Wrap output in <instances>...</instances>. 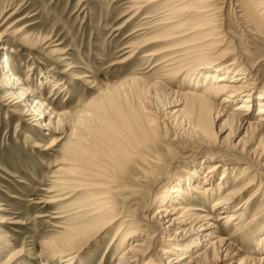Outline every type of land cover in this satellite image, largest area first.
Returning a JSON list of instances; mask_svg holds the SVG:
<instances>
[{"label":"rangeland","instance_id":"obj_1","mask_svg":"<svg viewBox=\"0 0 264 264\" xmlns=\"http://www.w3.org/2000/svg\"><path fill=\"white\" fill-rule=\"evenodd\" d=\"M135 1L138 0H0V264L62 263L61 255L50 254L48 248L64 239L60 227L74 225L70 222L73 213L92 196V191H83L79 184L70 182L67 171L58 164L66 156L69 141V127L55 132L60 129L58 115L74 113L83 104L112 90L119 93L122 102L138 108L140 115L157 124L155 148L135 176L138 183L133 184L132 191L114 189L121 195L118 200L113 197L115 214L125 216L133 212L134 217H130L137 225L140 237H134L130 244L137 240L142 243L147 235L157 233V249L170 251V244L175 242L166 238L172 237L159 229L155 231L148 223L168 205L192 208L216 218L219 213L238 211L249 202L244 220L229 228L219 224L217 229L222 237H235L233 242L241 251L237 264L245 257L264 256V135L257 137L253 125H240L237 119L227 117L247 95H252L244 113L250 114L248 122L254 123L262 116L258 111L264 102L258 97H264V61L260 62L264 59V30L261 35L254 26L248 32L247 25L236 15L235 3L225 8L227 30L231 33L223 46L227 50L221 51L228 57L225 63L232 62L239 51L247 55L246 64L254 65L256 70L252 79H243L238 73L217 72L216 78L225 82L239 77L235 84L242 86L238 88L241 94L230 104L222 105L220 111L214 107L202 121L201 114L187 104L186 95L201 93L210 81L203 77L183 78L175 66L159 65L160 57L153 62L143 57L169 43L152 44L125 61L129 56L127 47L167 32L154 25L164 10L174 8V0H160L127 23L133 16L131 8ZM225 1L214 0V4L223 7ZM194 19L188 23H195ZM261 21L264 27V18ZM44 39L49 40L44 43ZM154 65L158 66L153 68ZM5 85H10L15 97L9 105V101H4L8 91ZM87 130L94 131L92 126ZM59 139L62 140L56 143ZM234 154L250 159L260 169L259 180L233 208L215 211L220 198L255 177L254 171L245 170L246 162L236 160ZM213 165L219 169L215 175H211ZM224 172H228L226 180ZM144 176L146 180L141 179ZM224 182L225 186H221ZM179 187L184 192L176 197L172 192ZM192 188L201 191V195L194 194ZM153 220L156 222L157 218ZM118 228L117 222L88 244L82 239L74 241L79 252L75 263L118 264L122 251L117 245L111 247ZM199 240L188 239L185 244L203 245L206 241ZM191 251L198 250L193 247ZM171 255H164L159 264H168L166 258ZM147 259L149 264H156L158 257L153 254ZM202 264L230 262L224 251L216 249Z\"/></svg>","mask_w":264,"mask_h":264},{"label":"bare ground","instance_id":"obj_2","mask_svg":"<svg viewBox=\"0 0 264 264\" xmlns=\"http://www.w3.org/2000/svg\"><path fill=\"white\" fill-rule=\"evenodd\" d=\"M159 1L138 0L133 2L131 11L134 13L127 23H130L133 18L136 19L148 6ZM173 4L174 8L164 10V15H161L154 25V28L167 29V32L158 34L150 41L144 40L143 43L127 47L129 48L127 52L129 56L125 61L134 58L139 51L152 44L169 43L166 48L145 53L143 57L149 62L160 57L159 65L164 66V68L175 66L178 69L177 74L183 78L203 77L210 81H205V84H209L201 93L195 92L186 95L189 100L187 104L196 109L201 114L200 117L203 119L201 120L204 121L214 107L220 111L222 105L230 104L238 94H241L238 88H242V86L235 84L239 77L234 82H225L224 79L216 78L217 72H227L229 75L238 73L243 79H252L251 75L256 70L254 65L246 64L247 55L239 51L234 55L236 57L232 62L225 63L228 57L222 52H225L227 47L223 49V46L231 37V33L227 30L228 17L225 8L234 4L236 15L247 25L245 29L250 32V28L255 26L259 34L263 35L264 27L261 24V19L264 18V0H226L222 3L223 7L214 4V0H174ZM191 18H195L196 22L188 23ZM180 22H184L180 25L182 27H176ZM186 39L188 40L185 41ZM47 40L49 39H44V43L48 42ZM178 41L184 42L179 44ZM232 42H236V39ZM235 51L233 50V52ZM262 61L264 59L260 62ZM156 66L158 65H154L153 68ZM4 88L8 89L5 92L4 101H9V105L13 103L15 97L12 89L10 90V85H5ZM104 93L83 104L74 113L58 115V127L60 129L55 132L60 133L62 128L69 127L67 153L66 156L63 155L65 157L58 164L63 166L61 169L67 171L66 176L70 177V182L79 184L78 187H82L83 191H92L89 193L92 196H89L76 208V212L70 219V222L74 224L72 227H60L64 230L63 236H61L64 239L52 244L48 248L49 253L58 252L62 257L60 264H76L74 260L79 252L76 251L77 247L74 246L73 242L82 239V242L85 241L84 243L88 244L118 222L119 228L111 242V247L114 248L117 245L118 249L122 251L117 257L118 264H139L141 261H145L144 264H149L150 259L147 258L153 254L158 257L156 264L161 263L164 255L169 254L172 255L166 258L168 264H202V261L209 258L216 249L226 253V258L230 264H237L241 251L233 242L235 237H222V232H219L217 227L220 224L229 228L244 220L249 202L242 204L237 209L238 211L219 213L216 218L199 214L192 208H184L183 206L176 208L168 205L153 216L152 219L156 220L157 218L156 222L151 221L152 219L147 222L152 223V228L155 231L159 229L165 232L168 238L172 237V239L166 238L167 241L175 242L170 244V251L157 249L158 246L155 245L157 233L147 235L142 243L137 240L130 244L129 241L134 237H140L136 233L137 225L133 221L135 220L132 215L133 212L130 214L133 216L132 218L130 215L115 214L116 205L113 197L118 200L121 195H117L118 192H115L114 189L119 187L124 192L131 190L133 184L138 183L135 176L143 169L142 165L147 162L155 148L154 136L157 124L148 116L140 115L138 108H132L126 102H122L117 91L112 90ZM251 97L252 95H247L244 102L234 108L233 112L227 113V117L228 119H237L240 125H248L249 127L253 125L258 133L257 137H261L264 135V107H260L258 113L262 116L256 119L257 121L254 123L248 122L250 114H244L252 101ZM260 98L263 99L264 97H258V100L263 103L264 99L261 100ZM221 99L222 102L219 103ZM103 116L105 120L101 119ZM62 118L66 120L63 121ZM89 126H92L94 131H86ZM232 156L236 160L245 161V170H249L247 173L254 171L255 177L247 179L239 189L220 198L214 206L215 211L221 212V210L233 208L239 199L244 198L255 188L258 183L257 180H259L257 176L260 169L250 159L235 154ZM218 170L216 165H213L211 175L217 174ZM62 173L64 172L62 171ZM226 173L228 172H224L223 180ZM141 179L146 180V176ZM241 183L242 181L239 182V184ZM225 184V182L220 183L221 186H225ZM182 190L183 188L179 187L172 193H176V197H180L184 192ZM206 190L213 193V189L210 187H207ZM192 191L196 195H201V191L199 192L196 188H192ZM129 197L127 198L129 199ZM124 199L126 200V198ZM242 209L243 211H240ZM105 216L108 217L105 218ZM249 226L250 224L246 227ZM237 230L241 231L240 229ZM201 238L206 239L203 245L198 242L185 244L188 239L193 241ZM199 246H201L200 249ZM193 247L198 251L192 253ZM179 252H184V254L179 255ZM238 264H264V256L262 258L245 257Z\"/></svg>","mask_w":264,"mask_h":264}]
</instances>
